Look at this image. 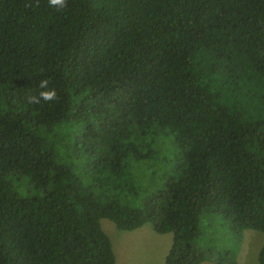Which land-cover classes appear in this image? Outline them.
Segmentation results:
<instances>
[{"label": "trees", "instance_id": "16d2710c", "mask_svg": "<svg viewBox=\"0 0 264 264\" xmlns=\"http://www.w3.org/2000/svg\"><path fill=\"white\" fill-rule=\"evenodd\" d=\"M210 214L264 233V0H0V264H115L103 218L237 264Z\"/></svg>", "mask_w": 264, "mask_h": 264}, {"label": "rangeland", "instance_id": "374dc122", "mask_svg": "<svg viewBox=\"0 0 264 264\" xmlns=\"http://www.w3.org/2000/svg\"><path fill=\"white\" fill-rule=\"evenodd\" d=\"M202 224L199 243L204 249H209L216 256L228 252L234 254L237 264H259L258 251L264 240V233L256 229H244L240 239H235L230 227L217 214L202 215ZM103 230L109 235L113 244L116 264H164L165 248L167 246L157 233L151 222L144 223L141 235L134 234L126 240V230L118 229L107 219H101ZM165 238L172 241V233L167 232ZM119 260L121 262H119ZM199 264H214L213 260L206 259Z\"/></svg>", "mask_w": 264, "mask_h": 264}, {"label": "clouds", "instance_id": "9594fccd", "mask_svg": "<svg viewBox=\"0 0 264 264\" xmlns=\"http://www.w3.org/2000/svg\"><path fill=\"white\" fill-rule=\"evenodd\" d=\"M48 4L50 7L63 10L67 7V0H48ZM40 91L36 96L28 97L29 103H40L41 100L45 102H51L57 99V93L55 89L49 88V80L43 79L40 81L38 85Z\"/></svg>", "mask_w": 264, "mask_h": 264}, {"label": "crops", "instance_id": "0c3cea01", "mask_svg": "<svg viewBox=\"0 0 264 264\" xmlns=\"http://www.w3.org/2000/svg\"><path fill=\"white\" fill-rule=\"evenodd\" d=\"M144 225V224H143ZM143 225L142 226H140V227H138V228H135V229H133V230H126L127 231V233H125L126 234V240H128L129 238H133V236H134V234H136V235H141V233H139V231L140 230H142V228H143ZM160 234V238H161V240H164L165 242H166V244H167V246H166V252H165V256H166V254H167V252H168V250H169V248H170V246H171V243H172V241H170V239H169V237L168 238H165L164 237V235L166 234V233H159ZM164 260H165V257H164ZM119 262H121L120 260H119ZM117 263V256H116V262H115V264Z\"/></svg>", "mask_w": 264, "mask_h": 264}]
</instances>
